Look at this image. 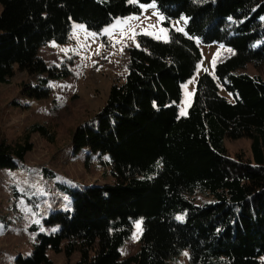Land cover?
<instances>
[{
  "label": "trees",
  "instance_id": "obj_1",
  "mask_svg": "<svg viewBox=\"0 0 264 264\" xmlns=\"http://www.w3.org/2000/svg\"><path fill=\"white\" fill-rule=\"evenodd\" d=\"M151 2L166 26L187 18L185 30L171 28L169 41L141 35L140 46L129 48L125 80L72 136L73 153L103 162L113 181L59 180L44 169L66 200L44 210L45 197H31L41 221L31 225L34 247L17 264H55L49 250L79 252L76 264H264V79L239 72L264 63V0H0V84L19 68L35 77L23 83L27 97H49L51 81L71 70L49 65L42 46L66 43L74 21L101 31ZM199 42L233 54L216 64L215 76L199 77L188 114L180 115L182 85L202 56ZM36 132L55 141L40 123L23 141L2 139V169H23ZM226 138H249L252 157L231 156ZM196 193L210 200L197 203ZM138 219L142 245L123 258ZM185 250L189 261L181 263Z\"/></svg>",
  "mask_w": 264,
  "mask_h": 264
},
{
  "label": "rangeland",
  "instance_id": "obj_2",
  "mask_svg": "<svg viewBox=\"0 0 264 264\" xmlns=\"http://www.w3.org/2000/svg\"><path fill=\"white\" fill-rule=\"evenodd\" d=\"M2 10L0 3V14ZM163 22L164 17L158 12L155 2L143 4L139 13L116 18L101 31H92L85 24L74 21L66 43L50 41L39 51L49 65L65 63L71 70L70 76L51 81L49 97H27L23 83L34 82L35 77L19 68L9 83L0 84V141H23L35 123L45 125L55 136L52 142L38 132L31 135L33 149L26 155L22 170L14 172L0 167V264H17V255L29 254L34 247L37 232L30 227L35 223L40 224L41 210L35 211L31 197H45L46 204L41 205V208L45 206L44 210H47L46 206H49L48 209L60 206L61 198L66 200L54 188L53 182L45 179L44 169H51L59 180L82 184L113 181L110 168L104 166L103 162L96 158L89 162L85 153L77 156L73 153L72 136L78 125L104 107L112 85L125 80L129 48L140 46V36L169 41L171 28L184 31L187 18L173 19L170 26ZM199 47L201 59L193 76L182 85L180 115L188 114L199 77L204 73L215 76L216 64L233 54L231 49L219 44L199 42ZM239 72L260 75L264 79V63L258 66L249 63ZM221 93L233 100L232 94L223 86ZM225 145L231 156L242 154L252 157L249 138H226ZM194 200L203 203L209 201L210 197L196 193ZM137 222H140L139 230ZM142 233L143 222L138 219L122 248L123 258L140 250ZM48 254L55 264H76L80 259L79 252L70 257L64 251L56 253L49 250ZM189 254V250H185L178 261L188 263Z\"/></svg>",
  "mask_w": 264,
  "mask_h": 264
},
{
  "label": "snow or ice",
  "instance_id": "obj_3",
  "mask_svg": "<svg viewBox=\"0 0 264 264\" xmlns=\"http://www.w3.org/2000/svg\"><path fill=\"white\" fill-rule=\"evenodd\" d=\"M213 63H215V61H213ZM178 219H183V217H178ZM137 229H140V222H137L136 224ZM185 255H187V253H185Z\"/></svg>",
  "mask_w": 264,
  "mask_h": 264
}]
</instances>
